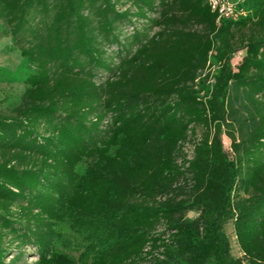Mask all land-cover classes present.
Wrapping results in <instances>:
<instances>
[{
	"label": "trees",
	"instance_id": "trees-1",
	"mask_svg": "<svg viewBox=\"0 0 264 264\" xmlns=\"http://www.w3.org/2000/svg\"><path fill=\"white\" fill-rule=\"evenodd\" d=\"M117 3L0 0L28 69L0 103V264L26 246L34 264H264V0L237 20L205 0Z\"/></svg>",
	"mask_w": 264,
	"mask_h": 264
},
{
	"label": "rangeland",
	"instance_id": "rangeland-1",
	"mask_svg": "<svg viewBox=\"0 0 264 264\" xmlns=\"http://www.w3.org/2000/svg\"><path fill=\"white\" fill-rule=\"evenodd\" d=\"M117 7L120 10L129 9L131 11H135V7L132 3V0H118ZM150 16H155L156 13H149ZM132 22L135 26L141 28H147L149 22L144 19H136L132 18ZM128 22H121L117 26V31L120 33V37L125 40L131 32V25H128ZM156 28L149 29V34H152ZM116 47H109L107 54L113 55ZM244 50L236 52L230 61V64L233 69L236 68L238 63L241 61L242 56L244 55ZM28 73V69L26 66L20 61V55L18 52L17 45H13L9 39V35L5 32L0 31V103L2 106L7 105V103H17L19 96L23 90V82ZM106 77V74H102L100 78H98V82L103 80ZM204 132L203 128L200 126L195 127L196 136L202 135ZM222 141L224 145L225 152L230 157L231 151L229 149L230 141L226 137L225 134H222ZM184 152L186 154H190L191 150V141H188L184 145ZM83 167V165H81ZM188 216H195L194 212L188 213ZM225 230L229 236L231 252L234 256H240L239 249L235 243V239L232 232L231 222L225 225ZM61 231L64 234L63 239L60 241V248L64 251H68L69 253L75 254L72 252L76 239L75 235L72 234L69 229L62 225ZM11 258L8 256L6 262ZM36 261L35 249L30 246L23 247V256L19 260V264H34Z\"/></svg>",
	"mask_w": 264,
	"mask_h": 264
},
{
	"label": "built area",
	"instance_id": "built-area-1",
	"mask_svg": "<svg viewBox=\"0 0 264 264\" xmlns=\"http://www.w3.org/2000/svg\"><path fill=\"white\" fill-rule=\"evenodd\" d=\"M212 12L217 15V20H237L246 15L242 7L243 0H205Z\"/></svg>",
	"mask_w": 264,
	"mask_h": 264
}]
</instances>
